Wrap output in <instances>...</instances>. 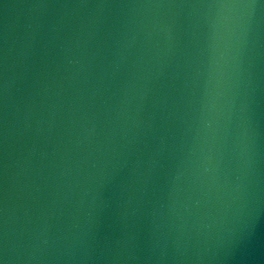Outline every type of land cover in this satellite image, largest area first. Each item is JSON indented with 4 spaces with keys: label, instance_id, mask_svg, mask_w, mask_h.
Wrapping results in <instances>:
<instances>
[{
    "label": "water",
    "instance_id": "1",
    "mask_svg": "<svg viewBox=\"0 0 264 264\" xmlns=\"http://www.w3.org/2000/svg\"><path fill=\"white\" fill-rule=\"evenodd\" d=\"M0 264H264V0H0Z\"/></svg>",
    "mask_w": 264,
    "mask_h": 264
}]
</instances>
